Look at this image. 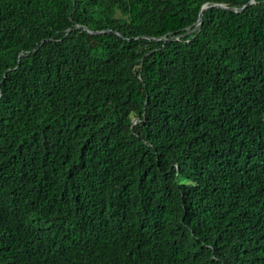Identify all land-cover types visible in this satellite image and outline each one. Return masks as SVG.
Wrapping results in <instances>:
<instances>
[{
  "label": "trees",
  "instance_id": "16d2710c",
  "mask_svg": "<svg viewBox=\"0 0 264 264\" xmlns=\"http://www.w3.org/2000/svg\"><path fill=\"white\" fill-rule=\"evenodd\" d=\"M249 1L0 0V264H264Z\"/></svg>",
  "mask_w": 264,
  "mask_h": 264
},
{
  "label": "water",
  "instance_id": "95a60500",
  "mask_svg": "<svg viewBox=\"0 0 264 264\" xmlns=\"http://www.w3.org/2000/svg\"><path fill=\"white\" fill-rule=\"evenodd\" d=\"M253 2H254V0H250L246 5L242 6L241 8H237V7H228V6L224 5V4H215V6L225 8V9H227V10H229V11H236V12H237V11H241V10H243L245 7L249 6V5L252 4ZM210 6H211V5H207V4H205V5L202 7L201 12H200V16H199V20L195 23V25H194V29H195V28H200V27H201V25H202V23H203L202 19H203L204 11H205L207 8H209ZM189 28H192V27H188V29H189ZM192 30H193V29H192ZM90 32H93V31L90 30ZM97 33H100V31H97ZM178 37H179V36H173V37H171V39H172V38H178ZM161 39L166 40L167 38L164 36V37H162Z\"/></svg>",
  "mask_w": 264,
  "mask_h": 264
}]
</instances>
